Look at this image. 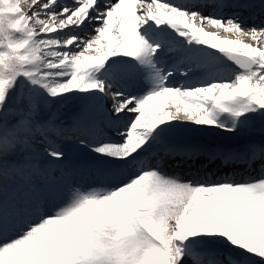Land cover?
<instances>
[{"label":"snow or ice","instance_id":"obj_1","mask_svg":"<svg viewBox=\"0 0 264 264\" xmlns=\"http://www.w3.org/2000/svg\"><path fill=\"white\" fill-rule=\"evenodd\" d=\"M0 264H264V0H0Z\"/></svg>","mask_w":264,"mask_h":264},{"label":"bare ground","instance_id":"obj_2","mask_svg":"<svg viewBox=\"0 0 264 264\" xmlns=\"http://www.w3.org/2000/svg\"><path fill=\"white\" fill-rule=\"evenodd\" d=\"M252 19L257 20L258 17L254 16V17H252ZM223 67L226 68V69H228L229 71H230L231 68H232V66L229 65V64H228V65H224ZM208 71H209L208 68H200V69H197V70H196V75H197L198 77H204V76L207 75ZM177 79H180V77H177ZM109 103H110V102H109ZM69 148L71 149V146H69ZM77 155L79 156L78 153H73V154H72V159H73L74 161H78V160H76V159H77V157H76ZM166 167L168 168V170H172L173 167H174V165H172L171 163H169ZM87 182H88V181H87V179H86V180H85V183H87Z\"/></svg>","mask_w":264,"mask_h":264},{"label":"rangeland","instance_id":"obj_3","mask_svg":"<svg viewBox=\"0 0 264 264\" xmlns=\"http://www.w3.org/2000/svg\"><path fill=\"white\" fill-rule=\"evenodd\" d=\"M69 149H70V148H69ZM76 157H77V159H76V160H79V156L77 155Z\"/></svg>","mask_w":264,"mask_h":264}]
</instances>
